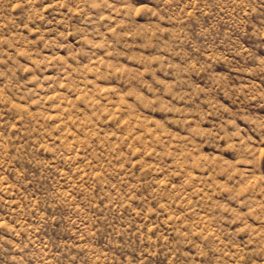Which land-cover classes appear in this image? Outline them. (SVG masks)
<instances>
[{
    "label": "rangeland",
    "instance_id": "1",
    "mask_svg": "<svg viewBox=\"0 0 264 264\" xmlns=\"http://www.w3.org/2000/svg\"><path fill=\"white\" fill-rule=\"evenodd\" d=\"M0 264H264V0H0Z\"/></svg>",
    "mask_w": 264,
    "mask_h": 264
}]
</instances>
